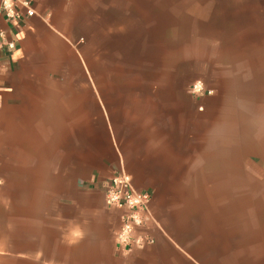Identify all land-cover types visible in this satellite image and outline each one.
Wrapping results in <instances>:
<instances>
[{
	"label": "crops",
	"instance_id": "1",
	"mask_svg": "<svg viewBox=\"0 0 264 264\" xmlns=\"http://www.w3.org/2000/svg\"><path fill=\"white\" fill-rule=\"evenodd\" d=\"M35 8L19 26L0 13L17 39L12 54L0 50V264H264V94L262 105L206 99L199 112L169 83L144 81L125 28L129 12L160 0ZM231 10L264 17V0ZM121 168L152 193L158 223L153 244L127 253L115 241L123 213L103 190Z\"/></svg>",
	"mask_w": 264,
	"mask_h": 264
},
{
	"label": "rangeland",
	"instance_id": "2",
	"mask_svg": "<svg viewBox=\"0 0 264 264\" xmlns=\"http://www.w3.org/2000/svg\"><path fill=\"white\" fill-rule=\"evenodd\" d=\"M170 9H163L167 3ZM238 1V0H237ZM232 0H160L159 10L129 12L127 59L144 81L170 84L178 100L189 97L199 112L206 99L230 105L232 99L262 105L264 94L263 12L231 10ZM243 14H248L246 18ZM122 28V32H123ZM154 79V80H153ZM202 81L204 90L193 91ZM252 84V85H251ZM246 132L247 120L240 119ZM0 199V249L7 248L6 196Z\"/></svg>",
	"mask_w": 264,
	"mask_h": 264
},
{
	"label": "built area",
	"instance_id": "3",
	"mask_svg": "<svg viewBox=\"0 0 264 264\" xmlns=\"http://www.w3.org/2000/svg\"><path fill=\"white\" fill-rule=\"evenodd\" d=\"M0 13L8 23L19 26L22 21L37 15L35 0H12L11 6L0 2ZM17 49V39L9 32L0 29V50L12 54ZM204 90L202 81L193 84V91ZM105 201L108 207L119 209L123 213L121 226L115 231L117 248L127 253L134 246L153 244L152 226H158L151 209L152 193L139 190L132 176L123 168L115 172L103 185Z\"/></svg>",
	"mask_w": 264,
	"mask_h": 264
},
{
	"label": "clouds",
	"instance_id": "4",
	"mask_svg": "<svg viewBox=\"0 0 264 264\" xmlns=\"http://www.w3.org/2000/svg\"><path fill=\"white\" fill-rule=\"evenodd\" d=\"M11 2H12V0H5V4L8 6H11Z\"/></svg>",
	"mask_w": 264,
	"mask_h": 264
}]
</instances>
